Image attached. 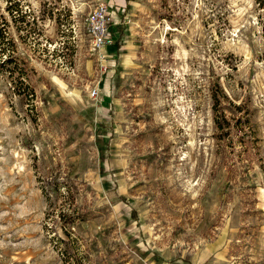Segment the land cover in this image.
<instances>
[{
	"label": "rangeland",
	"instance_id": "rangeland-1",
	"mask_svg": "<svg viewBox=\"0 0 264 264\" xmlns=\"http://www.w3.org/2000/svg\"><path fill=\"white\" fill-rule=\"evenodd\" d=\"M100 2L123 36L104 58L85 22ZM0 15L36 94L0 72V264H264V8L0 0ZM71 204L85 220L67 236Z\"/></svg>",
	"mask_w": 264,
	"mask_h": 264
},
{
	"label": "trees",
	"instance_id": "trees-1",
	"mask_svg": "<svg viewBox=\"0 0 264 264\" xmlns=\"http://www.w3.org/2000/svg\"><path fill=\"white\" fill-rule=\"evenodd\" d=\"M130 1V0H128ZM256 3L264 8V0H255ZM8 10H10V7L7 8ZM31 19L30 20V25L34 26L31 27V31L30 34H32L33 32L36 34V30L38 29V25H37V16L34 15V13H30L29 14ZM0 18H2V15H0ZM113 27V32L114 34H118L117 39H116V43L114 45H116L118 47V49L122 46L121 43V38L122 36V29L119 30V28ZM39 33V32H38ZM37 33V34H38ZM29 36H33V38L35 39V35H29ZM7 31L0 27V44H3L5 41H7ZM113 46V45H112ZM13 51H10L9 49L5 48V46H0V72H5V73H10L13 74V71H17L18 72V79L21 80V82L23 84L26 85V87H28L29 89V100H32L35 97V91L34 88L31 87L30 85V81H29V71H33L34 68L30 67L29 62L27 61L26 57L19 55L20 57L14 56V53H12ZM20 61V62H18ZM20 64V66H19ZM16 66H19L18 69H16ZM215 106V105H214ZM215 120H216V126L218 128H220L221 130L225 129V126L223 125V121H226V113L224 110L222 109H217V106L215 107ZM222 120V121H221ZM228 122V121H227ZM229 129H231V125L229 123L228 126ZM98 139H97V144H98V148H99V152H100V156L102 159H104V154H105V147L103 145V142L105 141V137L104 135L101 134V132L99 131V133L97 134ZM48 185L58 191L61 192V190H63V188H65L68 193H73V189L75 187H73V185H71L68 181H60L58 180L56 177L49 179L48 181ZM43 188H45L43 186ZM48 193V192H47ZM70 213H63L61 212V217L64 220L62 223V229L64 230L65 234L67 236H70L72 234L71 229L75 228L77 226V224L79 223V221H84L85 217H82L79 213H77V206L74 204L70 205Z\"/></svg>",
	"mask_w": 264,
	"mask_h": 264
},
{
	"label": "built area",
	"instance_id": "built-area-1",
	"mask_svg": "<svg viewBox=\"0 0 264 264\" xmlns=\"http://www.w3.org/2000/svg\"><path fill=\"white\" fill-rule=\"evenodd\" d=\"M85 22L92 48L99 52L100 58H104L107 53L103 49L116 43V37L113 32V27L116 24L115 11H112L107 3L100 2L91 9ZM98 95L99 85L94 86L90 91L91 97L97 98Z\"/></svg>",
	"mask_w": 264,
	"mask_h": 264
},
{
	"label": "crops",
	"instance_id": "crops-1",
	"mask_svg": "<svg viewBox=\"0 0 264 264\" xmlns=\"http://www.w3.org/2000/svg\"><path fill=\"white\" fill-rule=\"evenodd\" d=\"M114 35H115V37H117L118 34H114ZM107 47H109V46H107ZM107 47H105V49H103L104 52L107 53V55H109V54H113V53H110V51L107 49ZM119 49H120V48H119ZM112 58H113V59H112ZM108 59H109L110 64H112V61L114 60V57L110 56V57H108Z\"/></svg>",
	"mask_w": 264,
	"mask_h": 264
}]
</instances>
